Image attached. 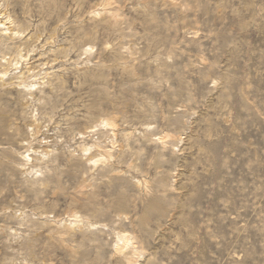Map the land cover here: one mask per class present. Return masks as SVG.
<instances>
[{
	"label": "rangeland",
	"instance_id": "obj_1",
	"mask_svg": "<svg viewBox=\"0 0 264 264\" xmlns=\"http://www.w3.org/2000/svg\"><path fill=\"white\" fill-rule=\"evenodd\" d=\"M0 15V264H264V0Z\"/></svg>",
	"mask_w": 264,
	"mask_h": 264
},
{
	"label": "bare ground",
	"instance_id": "obj_2",
	"mask_svg": "<svg viewBox=\"0 0 264 264\" xmlns=\"http://www.w3.org/2000/svg\"><path fill=\"white\" fill-rule=\"evenodd\" d=\"M1 16L2 15H0V27H3V25H4V23L5 22H3V21H1ZM105 124H111V122L109 123V122H106V121H103ZM126 241V240H125Z\"/></svg>",
	"mask_w": 264,
	"mask_h": 264
}]
</instances>
